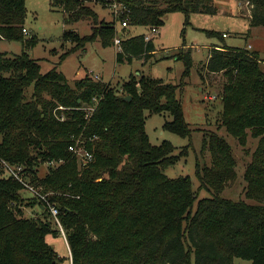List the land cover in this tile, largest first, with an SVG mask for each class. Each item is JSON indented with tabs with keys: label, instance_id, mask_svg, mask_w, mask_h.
Segmentation results:
<instances>
[{
	"label": "trees",
	"instance_id": "obj_1",
	"mask_svg": "<svg viewBox=\"0 0 264 264\" xmlns=\"http://www.w3.org/2000/svg\"><path fill=\"white\" fill-rule=\"evenodd\" d=\"M93 1L103 8L120 5L117 22H127L125 28L159 29L165 16L175 12L185 14L188 25L191 14L219 12L214 0H50L53 9L67 15V24L93 23L85 37L65 32V43L74 47L61 61L96 40L115 45L116 23L100 19L90 6ZM239 1L251 6V27H264V0ZM26 19V0H0V41L24 47L20 55L0 52V159L23 165L32 184L55 193L46 200L59 211L72 264H234L236 258L264 264V60L259 53L226 44L212 49L206 69L227 77L219 128L226 136L204 138L212 163L201 167L197 160L196 191L189 177L171 179L165 173L182 152L176 155L168 141L152 145L145 127L146 113H169L173 120L165 129L191 136L178 86L143 76L126 82L120 95L109 83L93 79L71 85L58 66L44 74L40 61L28 53L37 41L26 37ZM157 54L153 40L133 36L120 39L117 62ZM177 57L189 75L191 53ZM94 104L87 118L83 108ZM249 133L259 140L244 175L246 198L253 204L220 196L237 176L227 138L242 146ZM73 138L93 155L81 168L69 151ZM45 164L46 176L35 179ZM23 190L0 170V264H59L47 237L61 232L47 202L34 197L38 212L26 218ZM202 190L211 197L199 199Z\"/></svg>",
	"mask_w": 264,
	"mask_h": 264
},
{
	"label": "rangeland",
	"instance_id": "obj_2",
	"mask_svg": "<svg viewBox=\"0 0 264 264\" xmlns=\"http://www.w3.org/2000/svg\"><path fill=\"white\" fill-rule=\"evenodd\" d=\"M214 3L219 10L218 15L191 14L187 25L185 14L170 13L164 18V26L153 35L151 29L145 27L123 28L121 23L117 22L120 8L117 3L103 8L93 1L90 6L94 7L100 19L116 23L118 39L145 35L151 37L156 46L158 54L150 60L136 58L131 62L118 63L119 46L105 47L100 40L88 43L85 48L77 49L61 61V56L74 47L71 42L65 43V32L76 31L81 37H85L92 33L93 23L80 21L67 24V15L62 10L53 9L50 0H26L25 26L28 35H25L28 38L35 36L37 41L28 53L40 61L42 73L45 74L58 66V70L65 75L71 85L77 80L93 79L109 83L111 88L121 95L124 94L122 87L126 82L131 78L140 80L144 76L178 86V99L183 107L185 120L190 126L191 136L182 137L165 129L166 123L173 120L169 113H146L145 127L152 145L160 146L168 141L176 148V155L182 152L179 162L165 171L167 176L171 179L189 177L197 191L199 188L196 177L197 160L201 167H210L212 163L208 148L203 149L204 138L211 134L226 136L224 128L221 130L219 128L222 111L220 97L227 77L223 72L212 73L206 69L212 49L223 44L232 48H247L251 52H258L260 58L264 60V27H251L248 17L251 6L239 0H214ZM222 34H227V37L222 39L220 37ZM23 50L22 42L0 41V52L9 56L20 55ZM188 52L191 53L193 64L190 74L185 76V62L179 60L177 55ZM89 107L96 108L97 105L86 106ZM227 140L232 144L237 176L234 181L224 186L220 196L234 202L244 201L253 204L252 200L246 198L247 184L244 175L259 140L251 137V133L247 143L242 146L232 137ZM79 167L81 168V162ZM47 172L48 166L42 165L35 179L45 177ZM43 191L44 187L40 186L39 192L42 195L48 198L55 195L53 192ZM19 194L25 204L22 208L24 216L31 218L36 215L38 207L33 200L35 196L29 190H23ZM207 197H211L210 193L202 190L199 199ZM47 242L57 251L59 264H71V250L63 233L48 236ZM234 264L252 262L236 258Z\"/></svg>",
	"mask_w": 264,
	"mask_h": 264
},
{
	"label": "built area",
	"instance_id": "obj_3",
	"mask_svg": "<svg viewBox=\"0 0 264 264\" xmlns=\"http://www.w3.org/2000/svg\"><path fill=\"white\" fill-rule=\"evenodd\" d=\"M121 25L124 28L128 26L127 22H123ZM151 31L153 35L158 33L157 28H153ZM24 33L27 34V30H25ZM223 37L226 38L227 34H223ZM145 40L150 41L152 40V38L149 36H145ZM115 45L120 46V39L117 38V40H115ZM251 48L252 47L250 46L249 49ZM83 109L87 113L86 115L87 118H90L96 110V108L94 107H89V108L84 107ZM57 110H64V108L59 107ZM60 120L65 121V118L62 116L60 117ZM73 142L74 144H72L69 147V151L79 161V163L81 162V166L82 164H87L88 162H91L93 160V155L85 148L86 145L81 143L82 142L81 139L73 138ZM0 166H1L0 170L3 171V176L5 178H12L13 180L18 181L24 186L25 190H29L35 197L47 202L46 200L47 197L42 195V193L39 192V187L32 184L30 180L28 179L27 173L25 172V167L23 165H12L0 159ZM46 206H48L47 208L49 209L52 217L54 218L56 224L58 225V228L60 229V232L63 233L64 238L66 242L68 243L63 226L61 225V222L58 219V216H59L58 209L52 206L48 202Z\"/></svg>",
	"mask_w": 264,
	"mask_h": 264
},
{
	"label": "water",
	"instance_id": "obj_4",
	"mask_svg": "<svg viewBox=\"0 0 264 264\" xmlns=\"http://www.w3.org/2000/svg\"><path fill=\"white\" fill-rule=\"evenodd\" d=\"M123 99L127 102H129L131 100V96H126V97H123Z\"/></svg>",
	"mask_w": 264,
	"mask_h": 264
},
{
	"label": "crops",
	"instance_id": "obj_5",
	"mask_svg": "<svg viewBox=\"0 0 264 264\" xmlns=\"http://www.w3.org/2000/svg\"><path fill=\"white\" fill-rule=\"evenodd\" d=\"M250 13H251V11L249 10V18H250ZM27 29V28H26ZM28 31V30H27ZM28 33V32H27ZM28 35V34H27ZM67 245H68V248H69V250H70V247H69V244L67 243ZM70 260H71V264H72V259H71V255H70Z\"/></svg>",
	"mask_w": 264,
	"mask_h": 264
}]
</instances>
